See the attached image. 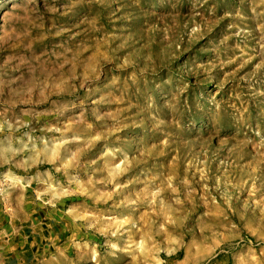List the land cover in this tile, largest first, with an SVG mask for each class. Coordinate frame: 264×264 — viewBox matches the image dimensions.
<instances>
[{
    "label": "rangeland",
    "instance_id": "1",
    "mask_svg": "<svg viewBox=\"0 0 264 264\" xmlns=\"http://www.w3.org/2000/svg\"><path fill=\"white\" fill-rule=\"evenodd\" d=\"M262 12V0H0L13 128L0 140L28 144L0 164V246L24 241L23 264H264ZM65 129L88 141L73 163L53 160Z\"/></svg>",
    "mask_w": 264,
    "mask_h": 264
},
{
    "label": "clouds",
    "instance_id": "2",
    "mask_svg": "<svg viewBox=\"0 0 264 264\" xmlns=\"http://www.w3.org/2000/svg\"><path fill=\"white\" fill-rule=\"evenodd\" d=\"M264 2V0H262ZM260 16H264V12L259 14ZM262 29H264V25H262ZM198 31L197 28L192 29V33L195 34ZM243 31V30H242ZM3 116V113H0V117ZM7 130L11 133L13 131L12 125L8 124L6 120H3L0 118V134H3L5 130ZM18 131L19 129H15ZM68 129H65L64 131H61L60 134L55 137L52 140L53 144V160L54 162L56 160H63L68 161V163H73L77 156L79 155L80 151L83 150L81 145L87 146L88 141L84 140L82 135L78 132H72L71 135H68ZM255 136L259 137V144L260 146H264V136L261 135L259 130L255 132ZM96 139H99V137H96ZM30 142H34L32 138H29ZM246 143L251 144L253 143L251 138H248L246 140ZM26 149H28L27 143H21V146L19 148H13L11 139L9 138V143L7 147L3 146V141L0 140V164H8L12 162V157L16 156L18 153H23ZM32 151L35 153L34 158H38L40 153H37L35 149H32ZM64 167H67V164H64ZM115 179V176L113 177ZM49 192H53L54 188L52 187V182H49L48 187ZM5 192L4 185L0 183V195H3ZM176 203H181L178 199L176 200ZM4 247H7L5 245Z\"/></svg>",
    "mask_w": 264,
    "mask_h": 264
},
{
    "label": "crops",
    "instance_id": "3",
    "mask_svg": "<svg viewBox=\"0 0 264 264\" xmlns=\"http://www.w3.org/2000/svg\"><path fill=\"white\" fill-rule=\"evenodd\" d=\"M5 245H7V247H4ZM24 247V241H20V243L15 244L13 241L8 240L2 243L0 246V264H23L22 262H24V260L19 256L25 257L24 259L28 261L29 257L27 256H29L30 253L28 250H23Z\"/></svg>",
    "mask_w": 264,
    "mask_h": 264
}]
</instances>
